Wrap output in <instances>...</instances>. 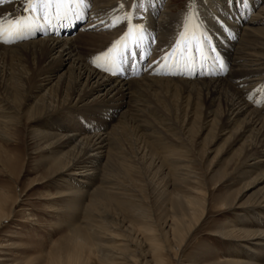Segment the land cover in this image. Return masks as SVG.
Masks as SVG:
<instances>
[{
	"label": "bare ground",
	"instance_id": "6f19581e",
	"mask_svg": "<svg viewBox=\"0 0 264 264\" xmlns=\"http://www.w3.org/2000/svg\"><path fill=\"white\" fill-rule=\"evenodd\" d=\"M255 2L190 0L177 13L163 0H50L31 12L25 11V0L0 5L4 29L15 18L32 25L23 39L0 42V94L6 98L0 97V134L15 124L22 101L31 102L28 118L47 120L33 132L37 150L56 176L83 182L57 195L69 199L71 217L84 210L83 225L69 224L71 251L62 264H115L127 256L136 264H149L148 258L150 264H163L157 253L168 250L178 257L207 209L208 190L185 140L204 133L205 145L223 138L216 154L229 155L225 170L212 178L214 188L240 186L233 197L221 199L222 208L238 206L242 193L260 187L241 210L240 222L217 234L236 238L233 245L239 243L249 256L263 254L261 263L231 256L221 263L264 264V116L238 97L246 84L249 91L256 86L253 78L242 81L239 75L264 68L263 53L255 52L264 50V4L246 18ZM0 39L12 37L4 31ZM138 40L141 46L135 48ZM125 48L133 55H125L119 70L112 68L109 59ZM226 52L236 56L228 72ZM177 56L187 57L190 68L171 67ZM138 128L143 130L141 152L134 154L123 145L122 133ZM122 174L131 183H136L130 180L133 174L159 183L154 203L169 202L157 217L160 226L146 206L147 195L146 200L122 185L117 179ZM113 210L127 221L126 231L134 232V239L124 236L125 251L111 246L119 237L113 232L123 227L114 222ZM251 221L254 226L246 224ZM134 244L145 250L127 254Z\"/></svg>",
	"mask_w": 264,
	"mask_h": 264
},
{
	"label": "rangeland",
	"instance_id": "374dc122",
	"mask_svg": "<svg viewBox=\"0 0 264 264\" xmlns=\"http://www.w3.org/2000/svg\"><path fill=\"white\" fill-rule=\"evenodd\" d=\"M189 1L163 0V3L164 5H170L169 10L171 12L177 13L183 10ZM263 4L264 0H256L251 12L247 14L246 18L250 19L254 15V11ZM241 11L244 12V9ZM79 27L77 25L75 31H79ZM241 50L239 49L238 51ZM171 52L175 53L174 51ZM250 52L252 53L253 51ZM255 52L263 53L264 55V50H255ZM172 53L171 56L173 55ZM226 53L227 55L225 57L223 55V58L225 61V69L228 72L232 64L231 58L233 55H231V52ZM235 57L233 56V58ZM215 58L218 60V57ZM255 67H245L242 69L244 71L246 69L252 70ZM262 69L260 70L261 73L259 71L258 74L249 72L244 74V72L239 75L242 81H249L253 78V84H256V86L253 90L249 91V88H246L249 87V84H246L244 91L238 90V97L248 104L252 103L253 107L260 112V115L264 116V71ZM0 97L6 100L4 95L0 94ZM10 103L8 101L9 106L16 107L18 105ZM30 103L26 100L22 101L21 113L19 112V115L17 114V121L14 125H8V128H5V130L2 128V135L0 134V259H4L0 264H62L63 260L67 258L71 251L68 245L69 224L76 223L79 226L83 225L84 210H80L78 212L79 214L76 213V215L71 217L69 210L66 208L69 199L65 200L57 195L68 185V187L74 185L77 188L83 182H77L79 177H76V179L75 177L63 176L60 178L59 175L56 176L54 170L45 161V154L37 150L33 132L42 129L44 127L43 125L47 123V120L37 122V120L33 121L30 117L28 118L27 112H29ZM142 133L143 130L139 128L138 131L136 129L122 133V142L128 151L131 150L134 154L136 151L141 152L142 140L140 135ZM204 136L205 133L200 135H186L185 140L188 141L187 145L193 151L192 156L198 163L196 164L198 173L205 183L206 190H208L207 209L198 223L197 228L187 239L178 257L174 250H168L166 253L162 252V254L159 251L157 254L161 255L163 264H219L228 259L229 256L234 257L233 260L236 261H252L254 259L253 261H260L259 263H261L263 254L256 255L257 257L254 255L249 256V251L238 246L239 243L233 245L232 239L237 241L236 238L228 239L226 236L217 234L218 232L224 234L225 228L229 224L231 225L233 222H236L235 220L239 221L241 219V210H244L249 199L256 194L260 187L247 189V191L242 193L237 199L238 206L235 205L231 209L222 208L220 206L221 202H223L221 199L224 200L228 194L229 199L233 197L240 186L237 185L227 189L225 187L226 184L222 183L214 188L212 178L220 175L225 170V163L229 155L226 154L225 157H221V155L218 156L216 154L218 147L223 142V138L214 141L212 145H205L203 141ZM198 153L201 154L200 157H203L202 160H200V157H197ZM120 163L122 164V162ZM130 177V180H136V183L127 181L126 176L124 178L123 174L117 177V179L123 181L122 185L134 190V193L139 194L140 197L146 200L147 195L148 200L146 206L149 208L151 214L156 217L155 221L157 226H160L163 221H158L157 217H161L167 212L169 202H164L161 205L154 203L156 195L153 193V188L159 183L144 174L141 175V179L136 174ZM152 181L156 182L152 183ZM140 190H145L146 194ZM88 197L89 195L84 197V202L90 199ZM110 214L115 215L114 222H117L119 227L123 226L122 228L116 226L119 229L113 232L119 235V237H116V240L111 242L112 249L117 252L125 251L123 247L125 245V242H123L125 239L124 236L127 239H134V232L132 229L126 231V225L128 224L125 223L127 221L121 220L118 211L113 210ZM245 222L247 221L245 220ZM246 224L254 226L255 222L251 221ZM221 226L226 227L221 231ZM228 240L232 243L227 242ZM252 243L254 244L255 242H250V244ZM135 250L138 252L144 251L145 245L139 247L134 244V247L126 249V253H132ZM138 257V260H141V256L136 255V258ZM127 258L130 257L127 256ZM127 258L119 260L115 264H136L132 260L133 258L130 261ZM147 261L150 264L151 261L149 258ZM89 264L99 263L92 260Z\"/></svg>",
	"mask_w": 264,
	"mask_h": 264
},
{
	"label": "snow or ice",
	"instance_id": "6c2138e0",
	"mask_svg": "<svg viewBox=\"0 0 264 264\" xmlns=\"http://www.w3.org/2000/svg\"><path fill=\"white\" fill-rule=\"evenodd\" d=\"M5 2H10V0H0V5H3ZM50 0H25V11H36L35 5L37 4H47L49 3ZM58 2L60 3H84V0H58ZM77 19H79V16H77ZM9 28L8 29H4L2 26H0V35H2V33L4 31H8L9 35L12 37L11 40H2L0 39V42L3 43H13L17 40L23 39V33L26 31H30L32 30V25L31 23H29L28 21H26L23 18H15L12 20H8L7 21ZM140 45V41L138 40L134 47L135 48H139ZM113 47H115V42L113 44ZM109 51H111V49H109ZM195 52V50H193ZM128 56H132L133 53L130 51V49L125 48L123 51H119L116 53V55L112 56L108 63L112 66V68L119 70V66L121 64V62L123 61V58L125 57V55ZM181 56H183V52L181 53ZM166 58V57H165ZM165 58H161V59H165ZM95 63V61H93ZM153 63H157V61H153ZM98 68L100 67L99 64L96 65ZM171 67H177V66H182L184 68H190V64L187 60V57H185L183 60H181L180 56H177L175 60L172 61ZM105 71H108V68L104 69ZM159 74V73H157Z\"/></svg>",
	"mask_w": 264,
	"mask_h": 264
}]
</instances>
